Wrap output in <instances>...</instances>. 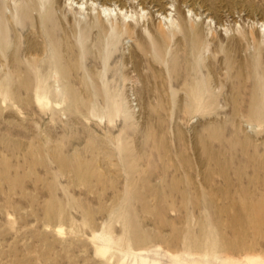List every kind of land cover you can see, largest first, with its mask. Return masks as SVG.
Returning <instances> with one entry per match:
<instances>
[{"label":"rangeland","instance_id":"rangeland-1","mask_svg":"<svg viewBox=\"0 0 264 264\" xmlns=\"http://www.w3.org/2000/svg\"><path fill=\"white\" fill-rule=\"evenodd\" d=\"M12 1L0 264H264V0Z\"/></svg>","mask_w":264,"mask_h":264},{"label":"bare ground","instance_id":"bare-ground-1","mask_svg":"<svg viewBox=\"0 0 264 264\" xmlns=\"http://www.w3.org/2000/svg\"><path fill=\"white\" fill-rule=\"evenodd\" d=\"M36 1H39V0H36ZM44 0H41V2H43ZM62 1V0H61ZM1 2L2 3H7L8 2V4H7V8H9V11H8V15L6 16L7 17V21H8V23H9V26L11 27V29L14 31V32H17L18 31V27H17V23L15 22V16L17 15V17H20L19 16V14L17 13V9H18V3L16 2V1H12V0H1ZM51 2H54L53 0L51 1ZM50 2V3H51ZM56 2H58V4H59V0H56ZM55 3V2H54ZM51 4H53V3H51ZM50 4V6H52ZM57 4V5H58ZM27 6V5H26ZM80 8L81 7H77V10L80 12ZM106 9H109V7L108 8H106ZM24 10V8H22V13L24 12L23 11ZM35 15V20H36V25H35V30H34V33L36 32V33H40V30L42 29V22H43V24L44 25H47L48 23V21H49V13H47V11L44 13V14H41V12H40V10H39V12H37L36 14H34ZM51 15V14H50ZM49 17V18H48ZM24 29V27H22V30ZM30 29H26V31H29ZM31 33H32V35L34 36V33H33V31H30ZM153 32H154V36H155V38H157L158 39V41H160V36H159V34L156 32V30H154L153 29ZM141 36V35H140ZM142 37V36H141ZM144 38V37H143ZM156 39V40H157ZM141 40H143V39H141ZM145 41V40H144ZM162 42V41H161ZM142 43H144V42H142ZM147 42H145V44H146ZM163 44V43H162ZM146 46H148V45H146ZM35 47H37V42L33 39V38H30V36L28 35H26V50L28 51V52H33L34 51V48ZM136 48L134 47L133 49H132V52H131V54L133 53V54H135L136 55V50H135ZM133 54H132V56H133ZM138 54L139 53H137V56H138ZM40 85H38V87H39ZM44 88H45V86H44ZM43 87L42 88H38V89H44ZM39 93H42V92H39ZM38 93V95L39 96H37V97H40V94ZM43 94H44V92H43ZM41 96H42V94H41ZM117 109V110H116ZM115 110H116V112H119L120 110L118 109V107L116 108ZM108 250V248H106V246H104V247H101L100 249H99V251H101V252H103V253H105L106 251Z\"/></svg>","mask_w":264,"mask_h":264}]
</instances>
